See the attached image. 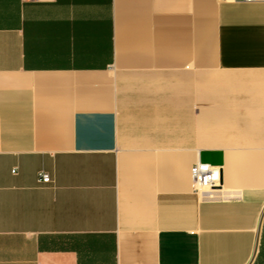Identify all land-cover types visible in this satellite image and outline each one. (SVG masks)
Segmentation results:
<instances>
[{"label":"crops","instance_id":"1","mask_svg":"<svg viewBox=\"0 0 264 264\" xmlns=\"http://www.w3.org/2000/svg\"><path fill=\"white\" fill-rule=\"evenodd\" d=\"M0 264H264V0H0Z\"/></svg>","mask_w":264,"mask_h":264},{"label":"built area","instance_id":"2","mask_svg":"<svg viewBox=\"0 0 264 264\" xmlns=\"http://www.w3.org/2000/svg\"><path fill=\"white\" fill-rule=\"evenodd\" d=\"M253 1V0H243ZM191 175L196 186V191L203 190L211 194L218 190L221 185V169L207 163L197 162L192 170ZM39 182L48 184L52 182L50 175L46 172L39 173Z\"/></svg>","mask_w":264,"mask_h":264}]
</instances>
